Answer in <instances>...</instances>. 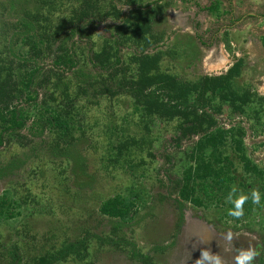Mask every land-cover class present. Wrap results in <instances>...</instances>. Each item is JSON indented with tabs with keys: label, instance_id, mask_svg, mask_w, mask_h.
Segmentation results:
<instances>
[{
	"label": "rangeland",
	"instance_id": "rangeland-1",
	"mask_svg": "<svg viewBox=\"0 0 264 264\" xmlns=\"http://www.w3.org/2000/svg\"><path fill=\"white\" fill-rule=\"evenodd\" d=\"M13 1L0 0V112H22L25 126L1 134L0 210L9 205L14 215L0 214V264L17 257L18 264H39L81 240L83 256L54 264H221L218 247H244L250 239L260 244L262 194L256 192L247 215L233 217L231 206L245 192L264 188V160L247 138L253 115L215 94L178 95L179 85L219 75H204L200 53H191L190 39L186 43L190 35L168 22L171 0H48L54 4L49 21L35 25L25 43L18 12L32 9L34 0ZM92 3L99 8L89 15ZM150 10L151 18L141 21ZM32 68H38L36 98L27 102L17 72ZM236 81L246 95L264 100L247 80ZM56 113L71 119L72 139L47 123ZM198 117L214 124L193 129ZM216 129L227 131L219 150L232 162L235 180L229 194L195 207L179 198L176 181L193 142ZM236 138L242 154L263 171L260 180L245 173ZM69 151L83 159L80 170ZM113 197L129 208L120 219L99 210ZM261 258L264 264V245Z\"/></svg>",
	"mask_w": 264,
	"mask_h": 264
},
{
	"label": "trees",
	"instance_id": "trees-1",
	"mask_svg": "<svg viewBox=\"0 0 264 264\" xmlns=\"http://www.w3.org/2000/svg\"><path fill=\"white\" fill-rule=\"evenodd\" d=\"M19 0H15L17 2ZM96 1V0H95ZM161 0H157L158 2ZM186 1V0H184ZM153 3H150L145 6H149ZM34 6L32 9L20 8L18 12L20 14V19L17 20V26L23 28L21 31V35H24L25 38L22 42H26L31 38L28 34L33 31L34 26H40L41 21H49V16H51L52 10L54 9V4L51 5L48 0H34ZM12 6V5H11ZM46 8V13H45ZM99 6L95 3L90 5L87 13L90 15L94 13L93 11L98 9ZM204 10H208L211 12L217 11V5L215 1L211 2L208 7H204ZM144 12V11H143ZM150 12V13H149ZM47 14V16H46ZM86 14V13H85ZM102 15H106V13H100ZM143 14H146V17H142ZM84 15V14H83ZM115 14L114 16H116ZM152 16V11H145V13H141L139 15V19L141 21L146 22L147 19H150ZM145 19V20H144ZM61 22V20H60ZM64 23H61L63 25ZM42 26V25H41ZM43 29V28H41ZM47 32V29L44 30L43 33ZM198 40L201 42V36L197 34L196 36ZM44 42L43 38L38 40V43L42 45ZM6 45V44H5ZM33 48L37 47V44H33ZM62 62H69L70 59H61ZM109 60L106 59L105 62ZM60 62V61H57ZM1 63V61H0ZM71 65V62H69ZM38 68H32L28 70H24L22 73L17 72L18 86L19 92H24L27 102H34L36 95L32 94V86L34 83L35 74ZM148 74V73H147ZM145 76L148 82H152L153 79L149 75ZM236 76L224 75L218 77H203L199 78L196 82V85L182 84L181 86H177L176 90L178 91V95L184 96L186 99L191 93L195 92H205L207 98H210L211 95L216 96V99L224 102H231L234 109L238 112H243L245 114L251 113L253 116L250 118L251 121L256 122L257 124L264 123V100L257 97L256 94L246 95V87L237 86V81L235 80ZM187 86V87H186ZM192 87V88H191ZM200 87V88H199ZM18 92V93H19ZM171 97L174 98L176 93L172 91ZM214 96V97H215ZM177 98V97H176ZM185 105L190 104L191 102L186 100L183 101ZM193 104V103H191ZM205 104V103H203ZM194 105V104H193ZM214 107L218 110H222V105L217 102L214 104ZM224 108V107H223ZM221 109V110H219ZM194 119L197 117L194 115ZM193 119V120H194ZM70 118H62L58 113L54 114L46 121L49 124H54L55 127L59 129V134L65 137L68 136L72 139L74 132V127L70 124ZM196 122L197 127L193 125L194 128H200L201 126L206 129V127L212 126L214 123L212 120L200 119L198 117ZM206 122V124H205ZM25 126V114L22 112H17L15 110L9 111L8 113L0 112V145L2 143V132H6L8 130H16L23 128ZM227 133L225 130L216 129L210 132L203 133L199 139L193 142L191 151L188 156L187 166L181 171V176L177 179L178 184V196L181 200L189 202L191 205L195 207H207L208 202H211L212 199L219 200L223 195H227L231 191V185L234 182L235 178L230 173V166H232V162L228 161L227 158L222 157L219 146L224 142V135ZM234 148L238 151V159L243 163L245 173L256 174V178L260 180L263 176V171L259 169L256 165L250 163V160L241 152V144L240 139H234ZM67 149L73 148L72 144L68 145ZM209 149V152L206 154V150ZM76 152V151H75ZM69 155L71 159L74 160L73 165L75 166V171L81 169V164L83 159H78L75 153H71ZM65 155V157H66ZM0 173H3L1 169ZM259 191L262 194L261 203H264V188L260 187L258 190L253 189L251 191L245 192L242 199L238 201L237 204L231 205L233 209L236 210L235 213H239L241 215H247L251 212L253 207V199L255 197L256 192ZM242 202V203H241ZM5 205V200L0 201V206ZM7 207L2 208L0 210V214L4 215L6 218L13 217L14 213L9 210ZM100 213L102 215L120 219L124 217L129 208L123 204V201L120 197H113L103 201L99 207ZM234 216V215H233ZM85 240L68 242L63 245L58 251L54 254L50 255L48 258L43 257L39 261V264H54L63 259H66L69 256H83L85 253ZM264 242V240H263ZM83 247H80V246ZM19 260V257L16 258V261ZM16 261H13L14 264H18ZM261 264L262 261H261Z\"/></svg>",
	"mask_w": 264,
	"mask_h": 264
},
{
	"label": "crops",
	"instance_id": "crops-1",
	"mask_svg": "<svg viewBox=\"0 0 264 264\" xmlns=\"http://www.w3.org/2000/svg\"><path fill=\"white\" fill-rule=\"evenodd\" d=\"M171 1L168 22L176 33L184 31L190 35L185 38L186 43L190 39L193 45L190 52L200 53L198 68L204 75L245 79L264 97V0ZM213 1L217 11L204 10ZM250 124L254 127L247 138L255 154L264 160V123L250 121Z\"/></svg>",
	"mask_w": 264,
	"mask_h": 264
},
{
	"label": "flooded vegetation",
	"instance_id": "flooded-vegetation-1",
	"mask_svg": "<svg viewBox=\"0 0 264 264\" xmlns=\"http://www.w3.org/2000/svg\"><path fill=\"white\" fill-rule=\"evenodd\" d=\"M237 203L238 202H236L235 204ZM236 214L238 213H234L233 217H235ZM263 240L261 239L259 245H257L253 240L250 239L248 244L244 245V247H218L217 257L222 260L221 264H239V260L242 258V254H251V260L245 259V264H261V250L264 245Z\"/></svg>",
	"mask_w": 264,
	"mask_h": 264
},
{
	"label": "clouds",
	"instance_id": "clouds-1",
	"mask_svg": "<svg viewBox=\"0 0 264 264\" xmlns=\"http://www.w3.org/2000/svg\"><path fill=\"white\" fill-rule=\"evenodd\" d=\"M251 258H252L251 254H242V258L239 260V264H245V259L251 260Z\"/></svg>",
	"mask_w": 264,
	"mask_h": 264
}]
</instances>
